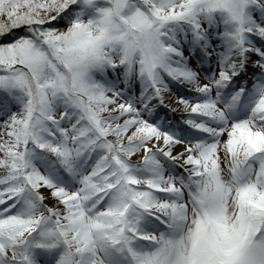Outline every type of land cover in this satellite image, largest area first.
<instances>
[{
  "label": "snow or ice",
  "instance_id": "snow-or-ice-1",
  "mask_svg": "<svg viewBox=\"0 0 264 264\" xmlns=\"http://www.w3.org/2000/svg\"><path fill=\"white\" fill-rule=\"evenodd\" d=\"M0 264H264V0H0Z\"/></svg>",
  "mask_w": 264,
  "mask_h": 264
}]
</instances>
